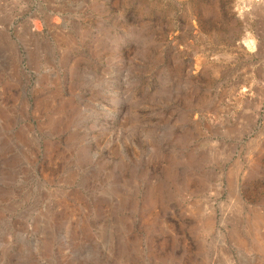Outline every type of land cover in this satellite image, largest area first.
Masks as SVG:
<instances>
[{"label":"rangeland","instance_id":"rangeland-1","mask_svg":"<svg viewBox=\"0 0 264 264\" xmlns=\"http://www.w3.org/2000/svg\"><path fill=\"white\" fill-rule=\"evenodd\" d=\"M0 264H264V0H0Z\"/></svg>","mask_w":264,"mask_h":264}]
</instances>
